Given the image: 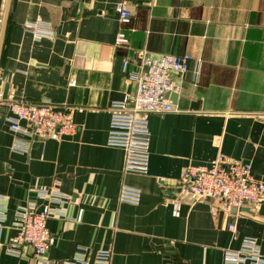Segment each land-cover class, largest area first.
<instances>
[{
	"label": "crops",
	"instance_id": "crops-1",
	"mask_svg": "<svg viewBox=\"0 0 264 264\" xmlns=\"http://www.w3.org/2000/svg\"><path fill=\"white\" fill-rule=\"evenodd\" d=\"M5 1L0 195L7 218L0 264H40L32 253H8L6 244L18 207L42 202L38 189L55 181L71 196L68 215L83 213L80 222L48 220L51 264H64L84 246L110 249L111 264H224L225 250L239 248L246 236L258 238L264 251V201L233 213L219 201L184 200L173 214L184 170L211 165L220 152L250 162L253 176L264 181V0H9L1 33ZM121 2L132 11L130 23L119 20ZM38 19L52 25L54 37L27 29ZM120 30L127 44H116ZM144 51L191 54L202 62L198 78L193 69L175 76L181 85L176 111L148 115L145 174L125 172V150L107 142L110 106L135 95ZM44 98L71 113L78 129L59 140L36 138L28 154L14 152L12 102ZM123 185L142 191L139 204L119 200Z\"/></svg>",
	"mask_w": 264,
	"mask_h": 264
},
{
	"label": "built area",
	"instance_id": "built-area-1",
	"mask_svg": "<svg viewBox=\"0 0 264 264\" xmlns=\"http://www.w3.org/2000/svg\"><path fill=\"white\" fill-rule=\"evenodd\" d=\"M119 20L130 23L132 11L126 2L117 5ZM37 37H54L55 30L49 22L36 20L26 24ZM116 44H127L129 38L120 30ZM128 61L125 60V68ZM202 62L191 54L151 55L144 51L140 60V71L135 75L136 93L126 94L123 99L110 106L111 119L107 142L125 150L124 171L147 173L150 163L151 130L148 115L176 111L177 107L167 93L181 91L175 76L193 69L196 78L201 72ZM72 80L70 85H73ZM12 114L8 117L10 130L14 133L12 150L28 154L36 138L59 140L78 129L73 115L56 106L50 99L28 103L15 101L11 104ZM165 184L168 180L163 179ZM176 199L173 214H180L184 200L191 204L202 201H219L226 212H238L249 203L264 201V181L252 174V164L241 162L220 152L211 165L187 167L175 183ZM37 195L42 202L31 201L20 205L15 213V233L6 244V251L21 256L32 253L40 264H51L45 254L50 249L54 235L48 226L51 217L65 218L73 222L82 220L83 210L76 217L68 215L67 204L71 196L65 194L59 181L49 188H40ZM142 191L123 185L120 189L121 202L139 204ZM7 218L5 197L0 195V243ZM236 231L234 224L229 226ZM112 251L100 248L92 251L80 247L72 259L64 264H111ZM224 264H264V251L258 238L246 236L239 248H228L224 252Z\"/></svg>",
	"mask_w": 264,
	"mask_h": 264
},
{
	"label": "water",
	"instance_id": "water-1",
	"mask_svg": "<svg viewBox=\"0 0 264 264\" xmlns=\"http://www.w3.org/2000/svg\"><path fill=\"white\" fill-rule=\"evenodd\" d=\"M3 2H4V0H0V16H1V11H2ZM8 3H9V0H6V1H5V8H4V19H3V23H2V32H1V33H3L4 24L6 23ZM2 36H3V34H1V39H2ZM167 95L173 100V102H176L177 97H178V94H177V93H175V92H170V93H167ZM240 211H246V212H249L250 210H249V208H247V207H241V208H240ZM232 212H233V213H236L237 210L234 209Z\"/></svg>",
	"mask_w": 264,
	"mask_h": 264
}]
</instances>
